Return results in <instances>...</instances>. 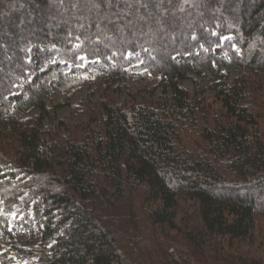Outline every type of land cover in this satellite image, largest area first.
I'll use <instances>...</instances> for the list:
<instances>
[{"label":"trees","instance_id":"1","mask_svg":"<svg viewBox=\"0 0 264 264\" xmlns=\"http://www.w3.org/2000/svg\"><path fill=\"white\" fill-rule=\"evenodd\" d=\"M106 2L119 9L118 0H0V196L6 212L23 188L44 205L37 261L25 264H264L233 250L264 216V0H164V15L157 0H121L131 19L111 42L101 38L116 28ZM83 56L105 64L93 70L109 84L141 62L139 78L159 74L171 97L109 98L99 129L42 139L47 97L81 82L67 65ZM50 62L59 64L49 76L29 81ZM243 71L259 88L229 83ZM190 74L209 82L220 110L192 101L181 86ZM31 109L38 122L25 118ZM56 223L66 227L48 246Z\"/></svg>","mask_w":264,"mask_h":264},{"label":"rangeland","instance_id":"2","mask_svg":"<svg viewBox=\"0 0 264 264\" xmlns=\"http://www.w3.org/2000/svg\"><path fill=\"white\" fill-rule=\"evenodd\" d=\"M162 1L164 0H157L158 5L156 6L160 15L165 14ZM118 2L119 9L116 8L114 13H112L111 9L113 6H109V2L103 4L105 14L108 16L112 15L111 22L116 27L101 37L104 41L114 39L116 35L121 39L125 32L122 27H126V22L131 19V11L129 9L121 10L122 2L121 0H118ZM147 4L146 1L138 2L137 8L147 10ZM127 7L130 8L129 5ZM106 15L99 17V21H104ZM154 18H152V21H154ZM161 18L164 17L162 16ZM157 22H159V19L155 20V23ZM229 38L231 37L228 36L224 40L226 41ZM29 51V61L35 65L38 62L35 48L32 47ZM215 52L225 55L220 47H216ZM7 59L8 63H11L12 59L9 56ZM58 64V62H50L41 70L32 72L29 81L36 82L49 76L51 70ZM97 66L103 70L107 69L102 61L88 59L86 56L82 57L80 64L69 63L67 65L68 72L80 77L81 82L67 91L55 88L51 91L46 100L49 113L42 121V139H49L52 134L58 131L65 137L74 130L77 133H82L90 127L99 129L105 117L101 101L109 98H114L118 103L127 105L132 102L164 101L165 98L171 97V89L166 88L159 74H149L144 79L139 78L145 72L142 69L141 62L129 65V70L133 73V77L124 78L121 81L110 84V81L103 74L93 70ZM6 67L3 65L4 70H6ZM3 69H0L1 73L4 71ZM236 78L248 79V85L252 83L254 88H259L253 82L250 83L248 71L234 73L229 78V83ZM181 86L187 90L192 101L200 105V108L206 105L207 107H213L216 111L220 110L221 102L215 91L209 88V82L205 78L190 74L181 81ZM21 88H23V85ZM260 92L259 99L264 104V85ZM21 95L22 93H16L13 97L17 99ZM262 114L260 121L264 130V107ZM39 115L38 109H31L25 114V118H30L35 123L38 122ZM202 123L203 121L200 120L199 124L201 125ZM186 131L192 132L193 130L189 127ZM12 168V164H8L5 170H12ZM23 192V195L13 205L11 212L5 211V203L0 196V264H3L5 259L12 260L13 264L35 263L37 261V258L32 256L31 251L41 246L43 242L39 225L43 220L44 205L40 197H31L32 192L29 189L23 188ZM29 197L32 199L30 200ZM190 204L191 202L184 203L180 216L187 209H191ZM65 227L66 224L56 223L53 233L47 236L45 243L48 246L54 244L56 238L63 233ZM233 250L245 256L264 259V216L257 218L256 229L250 238L233 242Z\"/></svg>","mask_w":264,"mask_h":264}]
</instances>
